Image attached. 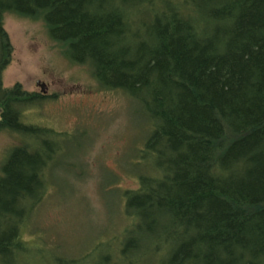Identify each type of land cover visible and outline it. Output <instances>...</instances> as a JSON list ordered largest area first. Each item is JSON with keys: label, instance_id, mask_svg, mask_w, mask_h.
I'll return each mask as SVG.
<instances>
[{"label": "trees", "instance_id": "1", "mask_svg": "<svg viewBox=\"0 0 264 264\" xmlns=\"http://www.w3.org/2000/svg\"><path fill=\"white\" fill-rule=\"evenodd\" d=\"M6 15L41 20L149 124L118 233L84 253L23 236L60 150L23 118L47 97L2 85ZM2 130L27 141L0 164V264H264V0H0Z\"/></svg>", "mask_w": 264, "mask_h": 264}, {"label": "rangeland", "instance_id": "2", "mask_svg": "<svg viewBox=\"0 0 264 264\" xmlns=\"http://www.w3.org/2000/svg\"><path fill=\"white\" fill-rule=\"evenodd\" d=\"M40 21L6 15L3 23L13 50L2 85L19 83L26 92L46 94L22 112L23 118L56 132L48 153L60 150L45 171L46 198L23 236L38 247L79 254L101 240L102 232L103 238L118 233L119 195L135 189L136 175L148 169L139 153L149 124L135 101L118 89L98 86L89 67L74 64ZM20 138L0 131V164Z\"/></svg>", "mask_w": 264, "mask_h": 264}, {"label": "flooded vegetation", "instance_id": "3", "mask_svg": "<svg viewBox=\"0 0 264 264\" xmlns=\"http://www.w3.org/2000/svg\"><path fill=\"white\" fill-rule=\"evenodd\" d=\"M42 90H43V87H42ZM43 92H45L44 90H43ZM41 95H44V94H41ZM46 95V94H45Z\"/></svg>", "mask_w": 264, "mask_h": 264}]
</instances>
